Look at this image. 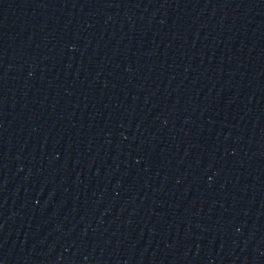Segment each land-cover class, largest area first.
I'll return each mask as SVG.
<instances>
[{
    "label": "water",
    "instance_id": "obj_1",
    "mask_svg": "<svg viewBox=\"0 0 264 264\" xmlns=\"http://www.w3.org/2000/svg\"><path fill=\"white\" fill-rule=\"evenodd\" d=\"M0 264H264V0H0Z\"/></svg>",
    "mask_w": 264,
    "mask_h": 264
}]
</instances>
